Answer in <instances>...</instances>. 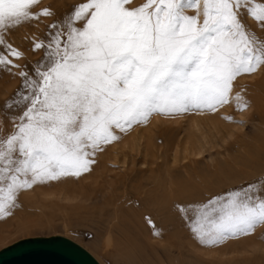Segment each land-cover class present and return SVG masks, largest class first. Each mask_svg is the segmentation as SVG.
Instances as JSON below:
<instances>
[{"label": "snow or ice", "instance_id": "6c2138e0", "mask_svg": "<svg viewBox=\"0 0 264 264\" xmlns=\"http://www.w3.org/2000/svg\"><path fill=\"white\" fill-rule=\"evenodd\" d=\"M55 16L43 0H0V72L21 81L0 105V217L34 186L90 173L154 113H215L233 98L243 113L239 81L264 72V39L248 27L264 33V0H80L31 40L42 59L21 63L10 33ZM189 208L201 245L251 235L264 226V182Z\"/></svg>", "mask_w": 264, "mask_h": 264}, {"label": "rangeland", "instance_id": "374dc122", "mask_svg": "<svg viewBox=\"0 0 264 264\" xmlns=\"http://www.w3.org/2000/svg\"><path fill=\"white\" fill-rule=\"evenodd\" d=\"M78 2L80 0H43V5H51L56 16L38 27L26 24L10 33L8 40L25 51L26 60L21 63L32 67L42 59V51H31V40L44 39L47 24L66 17ZM248 27L250 35L255 33L264 39V33L254 23L248 22ZM20 87L18 77L0 72V105L15 99L14 94ZM241 88L244 89L242 96L250 104L243 113L237 110L234 98L215 113H154L147 122L118 133L120 139L97 154L90 173L80 178L51 181L20 193L13 214L0 217V250L26 238L59 235L83 246L100 264H132L122 255H110L101 248L108 236L106 226L91 218L92 212L104 207L112 215L115 210H122L126 219L132 221L140 217L142 225L147 226L144 228L150 230L147 216L141 215L144 206L135 202L131 192H125L124 182L133 185V189L144 186L145 193L163 192L170 186L195 188L198 196L193 205L197 208L213 197L249 183L264 182V72L241 79L236 90ZM196 121L200 122L198 135L192 127ZM203 136L207 144L201 148ZM252 238L255 240H250ZM185 240H175L170 254L167 253L168 241L167 244L155 240L163 248L159 247L158 256L148 264H198L201 256L213 264L264 262L261 259L264 257V226L257 227L251 235L204 250L188 246L191 241ZM246 240L248 244L243 243ZM178 243H182L181 246Z\"/></svg>", "mask_w": 264, "mask_h": 264}, {"label": "bare ground", "instance_id": "6f19581e", "mask_svg": "<svg viewBox=\"0 0 264 264\" xmlns=\"http://www.w3.org/2000/svg\"><path fill=\"white\" fill-rule=\"evenodd\" d=\"M192 127H194V129L196 130V133L199 132L200 122L199 123L198 121L194 122V126ZM195 136L196 135L194 134V137ZM199 136H197V139H199L198 138ZM200 139H201L200 145L202 146L201 148H204L207 144L206 141L207 138H204L203 136ZM197 153L199 152L197 151ZM122 180L124 181L126 179H122ZM132 186L124 182L125 192L127 193L131 192V194L134 196L135 202H138L144 206L141 215L147 216V219L149 220L148 223L150 225V230L144 228L146 225L145 226L142 225V223L140 222V217L139 220L133 219L131 221L130 219H126L124 217L125 214L122 210L121 211L115 210L113 215L109 213L110 210L107 207L101 208V210L98 212H92L91 218L94 217L95 220L97 219L99 221H102L103 224L106 226L105 229H106V233H108L107 234L108 236L107 238L105 237L106 238L105 242L101 243V248L106 253H109L110 255H115V254L122 255L123 257L127 258L132 264H148L149 261L155 258L156 255L160 252L159 247L161 246L157 244L155 240L159 242L164 241L165 243H167L166 241H168L170 244L172 243L171 245L169 244L170 250L167 252L168 254H170L174 250L172 248L175 246L174 243L175 240H179V241L184 240L186 242L185 239L187 240L189 239L191 241L190 242L191 244H187V245L194 246L193 248H196V250H201V249L204 250V248L213 247V246H204L199 243V241L195 238V236L191 232L190 225L188 221L185 219V214L180 211L181 208H185L188 209V215L191 216L194 214L193 209L189 208V206L190 205L194 206L193 203L196 200L195 198H197L198 196V191L195 188L192 189L190 187L189 189V188H179V187L170 186L169 189H166L164 191L162 190L163 192L154 190L152 191V193H145V191L144 192L142 191V188L144 186L139 185L134 187V189ZM250 240H255V239L252 238ZM247 242L248 241L246 240L243 243L248 244ZM181 244L179 245L181 246ZM184 247L185 245L183 246V248ZM161 248H163V246ZM165 248L163 249L164 251ZM177 249L181 251L179 246L177 247ZM224 249L225 247L223 248V250ZM180 253L181 252H179V254ZM261 259H264V257ZM197 262L198 264H213L211 263L212 261H209L208 259H204L202 256L198 258Z\"/></svg>", "mask_w": 264, "mask_h": 264}, {"label": "water", "instance_id": "95a60500", "mask_svg": "<svg viewBox=\"0 0 264 264\" xmlns=\"http://www.w3.org/2000/svg\"><path fill=\"white\" fill-rule=\"evenodd\" d=\"M0 264H100L83 246L65 236L20 240L0 250Z\"/></svg>", "mask_w": 264, "mask_h": 264}]
</instances>
